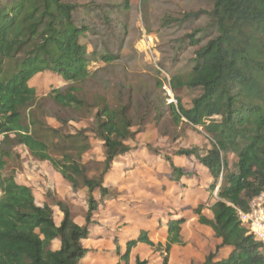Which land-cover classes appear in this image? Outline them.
Returning a JSON list of instances; mask_svg holds the SVG:
<instances>
[{
  "label": "trees",
  "instance_id": "16d2710c",
  "mask_svg": "<svg viewBox=\"0 0 264 264\" xmlns=\"http://www.w3.org/2000/svg\"><path fill=\"white\" fill-rule=\"evenodd\" d=\"M127 8V0L123 4L91 0L84 6L76 0H0V264H81L89 251L83 241L99 200L117 196L104 185L105 175L117 157L132 150L128 142L148 112L155 111L156 118L163 115L165 99L157 92L162 83L149 75L147 88L125 78L114 80L112 102L99 95L91 105L81 95L87 80L114 72L89 70L90 64L109 66L122 60ZM184 23H196L186 34L188 44L195 47L193 66L185 75H172L170 86L174 91L199 89L200 94L188 108L177 98L169 105L170 114L174 123L185 119L201 127L208 145L178 148L173 154L193 157L205 167L213 179L212 191L219 183L211 205L199 203L191 209L199 223L221 239L201 264H264L262 243L238 216V210L247 212L250 200L264 191V0H210L206 8L181 17L163 16L165 27ZM40 71L59 76L65 84L38 98L29 81ZM45 99L47 105L42 103ZM56 110L90 114L91 133L103 146L97 174L89 175L84 167L83 156L91 149L86 130L66 134L41 120L52 116L64 125L77 119L62 117ZM17 146L50 162L73 189H87L83 225L75 222L61 200L52 204L62 212L57 225L51 204L38 205L29 186L4 174ZM165 159L173 176L184 174L171 157ZM205 208L211 210V219L203 214ZM183 220H168L164 245L141 231L126 242L120 260L130 264L129 252L140 242L163 254L160 264H170L172 245L182 243ZM55 239L59 247L52 249ZM114 244L119 250L117 239ZM224 246L231 249L218 258V249ZM133 264L147 262L136 257Z\"/></svg>",
  "mask_w": 264,
  "mask_h": 264
},
{
  "label": "rangeland",
  "instance_id": "374dc122",
  "mask_svg": "<svg viewBox=\"0 0 264 264\" xmlns=\"http://www.w3.org/2000/svg\"><path fill=\"white\" fill-rule=\"evenodd\" d=\"M76 1L84 6L91 0ZM92 1L102 3L106 0ZM112 1L123 4L125 0ZM127 1L128 8L123 16L127 26L124 41L126 48L122 50V60L109 66L90 64L89 70L98 67V71L114 72L105 74L100 80H87L81 85V95L91 105L99 95L104 96L109 102L113 101L114 80L125 78L130 84H141L147 88L151 80H146L145 76L149 75L159 79L162 85L163 83L166 85L172 75L177 73L185 75L193 66L195 47L188 44L186 34L196 23H184L168 28L162 25L163 16L181 17L189 11L206 8L210 0ZM85 42L86 39H82V43ZM64 84L59 76L47 71L38 72L29 81V85L35 88L38 98L45 97L51 89ZM162 85L157 92L165 99L163 115L156 118L155 111H149L144 123L134 128L136 131L134 140L128 142L132 152L117 157L113 162L107 181L110 184V193H116L117 196L105 202L99 200L98 209L94 212L93 222L89 226L90 234L83 241V245L89 251L81 264H126L120 260V253L124 252L126 242L132 237L135 239L141 231L147 230L151 241L164 245L165 230L159 227L161 217L165 221L168 217H177L184 213V204L180 202L182 199L193 201L192 197L196 195L198 197L203 193L202 188H197L195 179L184 182L187 190L181 186L177 188V184L168 186L163 184L164 175L171 169L165 159L166 156L171 157L175 164L191 171L185 170L186 174L194 173V170H198V163L192 158L179 159L173 151L192 146L204 148L208 144L201 127L192 126L185 119L174 123L170 114L169 105H175L177 98L188 108L192 99L200 94V90L184 87L174 91L171 88V97H168ZM172 97L173 101L169 103L168 100ZM43 102L47 105L48 100H42ZM48 108L51 112L55 111L53 105H48ZM56 112L62 117L71 115L77 119H72L64 125L52 116H44L41 120L47 126L60 129L66 134L86 130L91 149L84 154L83 163L89 175L95 174L96 163L103 160V146L91 133L90 114L86 111L79 114L59 110ZM125 170L127 172L124 173ZM4 174H13L18 183L29 186L38 205L43 203L52 205L61 200L69 207L75 222L79 225L84 224L87 189H73L50 162L40 161L32 157L24 146H17L12 157L7 159ZM95 196L99 199L98 194ZM52 208L54 221L58 223L62 219V212L56 205H52ZM168 208L171 210H167ZM183 219L180 224L182 243H177L174 251L169 254L174 264H187L188 255L191 257L202 245L205 247L208 239L204 230H195V220L190 213ZM115 239L118 240L119 250L115 247ZM58 246V241L52 242V249ZM162 255L159 250L139 242L129 252V263H133L134 258L138 257L147 261V264H158L162 260Z\"/></svg>",
  "mask_w": 264,
  "mask_h": 264
},
{
  "label": "crops",
  "instance_id": "0c3cea01",
  "mask_svg": "<svg viewBox=\"0 0 264 264\" xmlns=\"http://www.w3.org/2000/svg\"><path fill=\"white\" fill-rule=\"evenodd\" d=\"M130 152H132V150ZM176 157H178L179 159H182V158L183 159L184 158H186V159H189V158L194 159L193 157H185V156H176ZM194 160L199 165V167L197 168L198 170L197 171L194 170V173L186 174L185 170H188V171H190V170L186 169L185 167H182V165L175 164L173 159H172L174 165L176 167L181 168V170L183 171L184 174H182L180 176H177V177L173 176V174H172L173 171H172V169H170L168 174L166 173V175H164L165 179L163 180V184L166 185V186L177 184L178 185L177 188H179V186H181V187H183V189L187 190V188L185 187V183L184 182L192 181V180L195 179L196 180V184H197V188L198 189L202 188L203 189V193H200V195L198 197H197V195L195 197H192V199H194L193 201H183L184 199H182L180 201V202H183V204H184L183 205V212L184 213H181L180 215H178L177 217H174V218L168 217L166 219V221L164 220L163 217H161V219L159 221V227L162 228L163 230H165V240H166V237H167V222H168V220L169 219L184 218V217H186V214H188V213H190V216H192L194 218V220H195V222H194L195 230L197 229L199 231H201V230L205 231V233H206V235L208 237L207 243H205V247H203V245H202V247H200V249H198L194 253H192L191 257H189L190 255H188V257H187L188 263L187 264H190V263L201 264L205 260V257L210 252L215 251L216 247H218L221 244V239L217 238L214 235L213 230L209 226L199 223L198 217L191 211V209L196 207L199 203H205L207 206L211 205L214 202L215 198L217 197V189H218V186H219V183H218L213 191L210 189V185L212 184L213 179H212L209 171L205 167H203L196 159H194ZM111 170L112 169H110L107 172V174L105 175V179H104V185L109 186V187H110V184L107 181V176H108V174L111 173ZM123 172L125 173V172H127V170H125ZM198 183H201V184H198ZM201 185H202V187H200ZM105 201L106 200H104V202ZM167 210H171V209L168 208ZM203 214L208 219H211L213 217V214H212V212H211V210L209 208H205L203 210ZM60 221L58 223H56V222L55 223L57 225H59ZM181 231H182V227H181ZM131 239H134V238L132 237L129 240H131ZM54 241H58V240L55 239ZM58 247H56L54 249H57ZM175 248H176V244L172 245L169 254L172 252V250L174 251ZM230 249H231L230 247H226V246L219 248L217 257L218 258H222V257L226 256L228 254V252L230 251ZM171 260H172V256L170 257V255H169L170 264H174ZM161 262H162V260H161ZM161 262H159L158 264H160ZM133 263H134V261H133ZM133 263L131 262L130 264H133Z\"/></svg>",
  "mask_w": 264,
  "mask_h": 264
},
{
  "label": "built area",
  "instance_id": "2783aa9c",
  "mask_svg": "<svg viewBox=\"0 0 264 264\" xmlns=\"http://www.w3.org/2000/svg\"><path fill=\"white\" fill-rule=\"evenodd\" d=\"M162 87L166 92L165 94L171 97L170 81L167 80V84L163 83ZM172 101L173 97L168 100L169 103ZM238 216L241 223L247 227L249 233L254 236L255 240L260 241L264 248V191L250 200L247 212L238 210Z\"/></svg>",
  "mask_w": 264,
  "mask_h": 264
}]
</instances>
